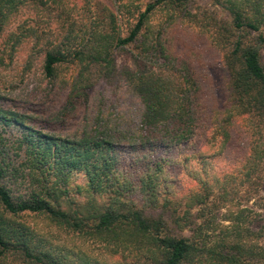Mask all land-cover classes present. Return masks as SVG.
<instances>
[{
	"label": "trees",
	"instance_id": "obj_1",
	"mask_svg": "<svg viewBox=\"0 0 264 264\" xmlns=\"http://www.w3.org/2000/svg\"><path fill=\"white\" fill-rule=\"evenodd\" d=\"M189 2L0 0V68L40 56L46 82L0 90V264H264V225L218 221L261 178L264 0H216L233 17L215 32L223 105L209 54L176 32ZM100 79L126 85L136 120L92 100Z\"/></svg>",
	"mask_w": 264,
	"mask_h": 264
},
{
	"label": "rangeland",
	"instance_id": "obj_2",
	"mask_svg": "<svg viewBox=\"0 0 264 264\" xmlns=\"http://www.w3.org/2000/svg\"><path fill=\"white\" fill-rule=\"evenodd\" d=\"M102 1L115 9L116 4L121 0ZM136 1L142 2L144 0ZM188 5L191 6L193 11L198 13V16L181 23L176 32L180 36H183L186 42L194 49H201L204 56L209 54L211 58L210 73L213 79L214 90L217 99L220 104L223 105L227 98V71L223 63V52L225 49L219 46L215 41V32L217 27L221 24H227L226 22H231V25H233V17L229 10L224 8L221 3H217L216 0H190ZM161 15V13L158 14L159 19ZM15 21L17 20H13V23L16 25ZM255 34H257V32L252 30V33L249 34V38H252ZM261 52L262 60L264 61V47L261 49ZM20 55L18 62L14 63L12 67L0 68V90L6 95L7 100L5 101L8 102H12L13 97L30 100L34 93H39L46 86V82L40 73V56H38L34 63L35 65L31 69L24 70L22 59L26 54L23 53ZM121 59L122 54L119 55V60ZM91 95L92 100L105 97L108 103L116 107V110L125 114L126 119L131 117L136 120L138 118L140 104L137 103L135 97L131 95L126 85L122 82L108 84L100 79L93 87ZM73 129H70V131ZM65 133L67 134L68 132ZM235 136L234 134L233 142H229L230 155L233 152L235 153V147L239 148L237 145H242V135L238 137ZM260 176L261 178L259 181L253 184V186L246 184L239 187V193L236 195V198H234L233 201L226 202V204L220 208L218 212V221L222 224H228L229 226L232 224V221L224 216L225 213L229 215L236 214L240 210H247L246 213L251 216L252 219H255V227L260 228L264 225V160ZM198 209H200V207L197 206L192 210L198 211ZM29 220H31V217H29ZM190 228L191 227H188L183 233L188 234L189 231H191ZM60 239L72 244L63 237H60Z\"/></svg>",
	"mask_w": 264,
	"mask_h": 264
}]
</instances>
